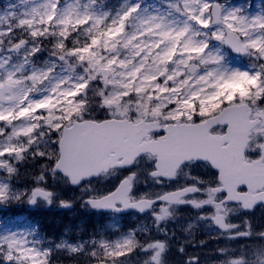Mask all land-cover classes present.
<instances>
[{
	"label": "snow or ice",
	"instance_id": "obj_1",
	"mask_svg": "<svg viewBox=\"0 0 264 264\" xmlns=\"http://www.w3.org/2000/svg\"><path fill=\"white\" fill-rule=\"evenodd\" d=\"M101 179L116 183L101 190ZM75 199L111 222L49 240L15 218ZM257 207L264 3L13 0L0 10V208L15 213L0 218V264H170L173 249L177 264H205L172 227L185 211L195 214L185 233L202 224L223 242L212 264H264ZM129 214L138 223L124 228Z\"/></svg>",
	"mask_w": 264,
	"mask_h": 264
},
{
	"label": "rangeland",
	"instance_id": "obj_2",
	"mask_svg": "<svg viewBox=\"0 0 264 264\" xmlns=\"http://www.w3.org/2000/svg\"><path fill=\"white\" fill-rule=\"evenodd\" d=\"M9 2H13V0H6V4L9 3ZM251 2L256 6V8H258L261 5V3H263L262 0H251ZM96 187H97V184H96ZM78 196H79V192H75V191L69 192V191H67V193L64 194V197L63 198H65V199H74V198H76ZM77 200L78 199H75L74 204L76 203ZM55 205H57V204H55ZM58 208H60V207L58 206ZM64 210L70 211V214L69 215H70L71 218H76L77 217V213L72 212V210H73L72 208H70V209H64ZM81 213H82V216H84V217L80 220L79 226L77 224L78 222L71 220L68 225H66L64 228L61 229V232H60V235H59V239L64 238L65 236H67L68 238L73 239V240L77 239L78 237L87 238V236L91 232V230H88V228L85 227V224L90 219L89 215L91 214V210L86 209V208L83 207L81 209ZM194 215L195 214L192 213V212L191 213H188V212L186 213L185 212V215L183 214V217L180 218L177 221L176 224H178L179 222H181L182 224H184L185 218L188 219V223H189L190 220H192L194 218ZM4 217H6V218H4ZM0 218L8 219V218H10V216L9 215H7V216H0ZM250 218H252L253 220L262 219L263 224H264V210H260L258 212H255ZM17 219L20 220V221L23 220V218H17ZM104 219H105V222H103V221L100 220V223L101 224L110 223L111 222V217H105ZM119 221H120V224L123 227L126 226V225L132 227V226H134V225H136L138 223V217L136 215H131V216H129L127 218V220H123V219L119 218ZM100 223H98V220H97V224H100ZM186 226H187V224H186ZM200 226H202V224L201 225H198V226H196L194 228H198ZM179 237L182 240H185L188 243V245L190 243H193V242L195 243V240L192 239L190 236H189L190 238H188L186 235L179 236ZM50 240H53V238L51 237ZM195 244H198V242L195 243ZM215 246L217 247L218 245H215ZM215 246H212V247L211 246H207V248H205V249L208 251V253L207 254H202V255H200L199 250H202L203 248L196 246V249H197L196 252H197V254H195V255H200L201 258H202V260L205 262V264H212V255H213V250L215 249ZM188 247H187V249H188ZM180 259L181 258H175L174 255H173V253H172V255L170 257V264H177V262Z\"/></svg>",
	"mask_w": 264,
	"mask_h": 264
}]
</instances>
